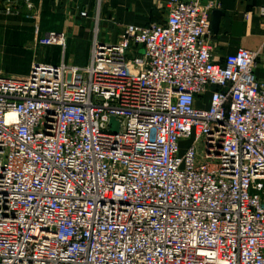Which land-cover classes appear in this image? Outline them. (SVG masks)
Masks as SVG:
<instances>
[{"label":"built area","instance_id":"obj_1","mask_svg":"<svg viewBox=\"0 0 264 264\" xmlns=\"http://www.w3.org/2000/svg\"><path fill=\"white\" fill-rule=\"evenodd\" d=\"M167 6L85 66L0 74V264H264L261 50L219 61L218 5Z\"/></svg>","mask_w":264,"mask_h":264},{"label":"crops","instance_id":"obj_2","mask_svg":"<svg viewBox=\"0 0 264 264\" xmlns=\"http://www.w3.org/2000/svg\"><path fill=\"white\" fill-rule=\"evenodd\" d=\"M215 2L223 12L212 30L214 56L223 61L239 47L261 50L256 75L264 76V18L253 13L264 0H201ZM168 0H0V74L25 76L35 62L85 66L98 36L116 41L127 24L162 23ZM33 5L30 7L29 4ZM9 8V10L7 9ZM86 10L88 17L81 16ZM35 14L37 17H33ZM248 14V17L246 15ZM59 33L65 46L42 44L40 39ZM17 46L20 48L17 50ZM17 53L29 61L17 69Z\"/></svg>","mask_w":264,"mask_h":264},{"label":"rangeland","instance_id":"obj_3","mask_svg":"<svg viewBox=\"0 0 264 264\" xmlns=\"http://www.w3.org/2000/svg\"><path fill=\"white\" fill-rule=\"evenodd\" d=\"M18 49H20L18 46H17V50ZM29 61L27 60V58L24 56V55H19L18 53H17V69L19 70V71H21V70H27L28 69V65H29V63H28ZM31 67L32 66H30V69H29V72L27 73V74H29L30 73V71H31ZM115 127L116 128H118V123L116 122L115 123Z\"/></svg>","mask_w":264,"mask_h":264},{"label":"water","instance_id":"obj_4","mask_svg":"<svg viewBox=\"0 0 264 264\" xmlns=\"http://www.w3.org/2000/svg\"><path fill=\"white\" fill-rule=\"evenodd\" d=\"M223 12L221 10L215 9L212 14V30L217 31L219 27V22Z\"/></svg>","mask_w":264,"mask_h":264}]
</instances>
